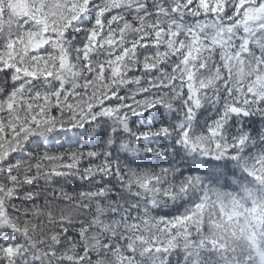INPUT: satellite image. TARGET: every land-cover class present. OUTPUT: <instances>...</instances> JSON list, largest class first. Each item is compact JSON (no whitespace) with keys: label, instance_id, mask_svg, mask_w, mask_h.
I'll return each instance as SVG.
<instances>
[{"label":"snow or ice","instance_id":"obj_1","mask_svg":"<svg viewBox=\"0 0 264 264\" xmlns=\"http://www.w3.org/2000/svg\"><path fill=\"white\" fill-rule=\"evenodd\" d=\"M0 264H264V0H0Z\"/></svg>","mask_w":264,"mask_h":264},{"label":"trees","instance_id":"obj_2","mask_svg":"<svg viewBox=\"0 0 264 264\" xmlns=\"http://www.w3.org/2000/svg\"><path fill=\"white\" fill-rule=\"evenodd\" d=\"M242 215L239 218L238 222L237 221H233L232 225L230 227H228L227 231L229 233H231L232 229L235 228L236 233H237V238H230L229 239V243L236 249V253L237 254H243L244 252H247L248 250V245L246 243V241L240 237V229L241 227H245L246 229V225L248 223H251V216L250 213L248 212H244L243 209H240Z\"/></svg>","mask_w":264,"mask_h":264}]
</instances>
